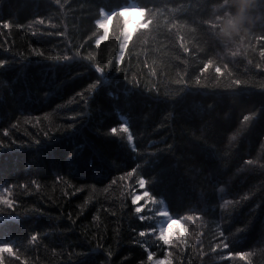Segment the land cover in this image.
Returning a JSON list of instances; mask_svg holds the SVG:
<instances>
[{"label": "trees", "instance_id": "16d2710c", "mask_svg": "<svg viewBox=\"0 0 264 264\" xmlns=\"http://www.w3.org/2000/svg\"><path fill=\"white\" fill-rule=\"evenodd\" d=\"M124 3L0 0V196L14 201L0 203V243L27 264H155L166 253L171 264H264V0L227 44L211 22L233 0H155L156 20L121 60L123 22L97 45L95 21ZM164 208L184 224L168 246Z\"/></svg>", "mask_w": 264, "mask_h": 264}, {"label": "snow or ice", "instance_id": "6c2138e0", "mask_svg": "<svg viewBox=\"0 0 264 264\" xmlns=\"http://www.w3.org/2000/svg\"><path fill=\"white\" fill-rule=\"evenodd\" d=\"M55 2L57 4L60 3V0H55ZM155 0H136L135 3L129 4L128 0H125V3L123 5H118L115 8L109 7L107 5L100 7L99 8V16L102 17L101 19H97L95 21L96 26L103 31V35H100L99 38L95 41L97 45H99L101 43V41L105 40V38L109 35V31L111 28V25L113 23V21H122L123 25H124V16L122 15V12L124 9H142V14L140 16V20L137 23L136 27L132 29L131 33H128L124 30V26L122 29V34H123V43L121 45V49H120V57H118V59H123L124 56V49H126L130 43V41L133 40L134 35L144 29L147 30L150 28V26L154 23V21L156 20V14L153 12V8L151 7L152 4H154ZM37 20L39 21V23L44 24L45 21L43 19H41L40 17H37ZM185 51H188L187 48L184 49ZM36 56L39 57H44V53L42 51L39 50H33ZM75 56L72 57H62L61 59L65 60H70ZM46 59H54L53 57H46ZM7 62L5 60L0 59V67H3ZM208 65L205 64V68H207ZM95 71L97 73H100L102 71H105V69H102L99 66L95 67ZM115 71L118 73L121 71L120 67H116ZM217 72H220V68H216ZM99 82V81H97ZM237 84L240 83V81H236ZM255 116V114H254ZM254 117H249V116H245L244 120L245 121H249L251 119H253ZM74 127L73 124H68L65 128L63 129H56V131H67V130H71ZM120 128L123 129L124 131H128V128L126 125L121 124ZM116 129L113 128L112 132L115 133ZM238 130L237 134H239ZM5 135H7L8 133V129L4 130ZM208 134V128L204 127L203 129H201V135H206ZM45 135L47 136L48 134L45 133ZM235 136L229 137L230 140L234 139ZM128 139L131 141L132 140V136L129 135ZM0 147H3V143L2 141H0ZM168 149H171V146H169ZM149 163H152V160H149ZM248 164H254L255 161H247ZM136 171V169L134 168L132 171H129L127 173L123 174V178L125 177H132L133 173ZM138 186L141 189H147L149 187L148 182L142 177L139 179L138 181ZM39 187V185H37V188ZM79 190V189H78ZM143 199L148 201L150 204H156L158 207H163V202L162 200H157V198L155 196L152 195V193L148 190H144L142 193ZM248 197L244 196L241 197L240 201L237 202L241 203L244 200H246ZM142 199L141 195H135L132 197V201L133 204L135 205L136 202L140 201ZM0 203H3L4 205H7L8 208L14 209V201L7 199L5 197L0 196ZM228 202L225 201L224 204H221L220 207L222 209H225V205ZM0 211H2V209H0ZM33 211H36V209H33ZM147 211V208L144 206H139L135 208V213L137 214V219L144 221L146 219V216L144 215V213ZM224 215H230L227 211H224L223 213ZM159 216H164L167 217L165 224L160 227V231H159V240L162 242V244L164 246H168L172 243V236L174 234V229H175V233H179L176 238L183 240V235H184V224L181 222L180 219L178 218H173L175 215H173L172 213H170L166 208H164V210L160 211L158 213ZM189 219H191L192 217H188ZM248 224H244L243 228H247ZM241 230V228H237L236 232H239ZM262 230H264V225H262ZM146 233L142 230L140 232V236L143 237L145 236ZM220 235L223 237L224 236V232H221ZM233 233H228L227 239L229 240L232 237ZM32 239L35 240L36 239V234L33 233L32 235ZM223 247L225 249H227L229 247L228 243H225L223 245ZM243 255V253H233V252H228V256L231 257L232 255ZM109 255H111V252H109ZM169 255L170 254H165L161 259H157L155 264H171V260L169 259ZM7 258V259H6ZM148 259L151 261L154 259V255L153 253L149 252L148 253ZM8 260H19L20 264H27L26 259L20 257L18 255V251L17 249H15L13 247V243H0V264H7Z\"/></svg>", "mask_w": 264, "mask_h": 264}, {"label": "clouds", "instance_id": "9594fccd", "mask_svg": "<svg viewBox=\"0 0 264 264\" xmlns=\"http://www.w3.org/2000/svg\"><path fill=\"white\" fill-rule=\"evenodd\" d=\"M236 5V11L225 12L224 16L212 21L214 28H217L216 36L222 44L229 42L236 43L235 38L240 37L244 39V35L248 33V24L252 23V18L248 15V10L253 6L255 0H233ZM142 9H124L122 15L124 16V30L131 33L132 29L136 27L140 20ZM232 55L240 53V48L227 49Z\"/></svg>", "mask_w": 264, "mask_h": 264}, {"label": "bare ground", "instance_id": "6f19581e", "mask_svg": "<svg viewBox=\"0 0 264 264\" xmlns=\"http://www.w3.org/2000/svg\"><path fill=\"white\" fill-rule=\"evenodd\" d=\"M5 191V190H4ZM186 210V209H185ZM183 212H184V209H183ZM177 213V212H176ZM4 217H6V216H4ZM2 219V218H1ZM155 221V220H154Z\"/></svg>", "mask_w": 264, "mask_h": 264}]
</instances>
